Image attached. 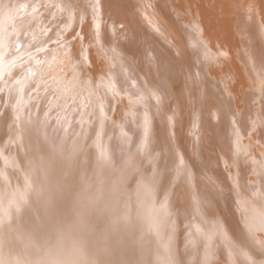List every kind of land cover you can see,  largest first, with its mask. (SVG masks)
<instances>
[{"label": "bare ground", "instance_id": "6f19581e", "mask_svg": "<svg viewBox=\"0 0 264 264\" xmlns=\"http://www.w3.org/2000/svg\"><path fill=\"white\" fill-rule=\"evenodd\" d=\"M95 2L0 0V264L71 262L78 239L130 264H181L184 234L190 264H239L238 251L259 260L264 0H99L94 19ZM45 174L54 207L32 190L21 203ZM141 184L157 208L166 200L164 215L149 212Z\"/></svg>", "mask_w": 264, "mask_h": 264}, {"label": "snow or ice", "instance_id": "6c2138e0", "mask_svg": "<svg viewBox=\"0 0 264 264\" xmlns=\"http://www.w3.org/2000/svg\"><path fill=\"white\" fill-rule=\"evenodd\" d=\"M98 6H99V0H96L95 3L90 4V7H92L93 9V18L95 19L96 17V13L98 10ZM81 19L83 20V17H81ZM96 29H99V24L97 23L95 25ZM74 39H83V37L78 33ZM3 41L0 40V45H2ZM17 48H19V45L16 46ZM80 55L82 57L83 60L87 61V56L85 55V49L81 48V52ZM31 71L29 70V75H31ZM2 91V90H0ZM140 99H143V97H141ZM157 101H159V98H156ZM20 101L18 100L15 107H19L20 105ZM100 111L101 113H103V107L102 105L100 106ZM17 119H19V116H17ZM102 127V125H101ZM122 135L127 136V133H123ZM144 139L141 142L140 145V150L143 151V149L145 148L146 144H147V139H148V135H149V120L147 118V114H145V119H144ZM97 136V140H99L100 138V133L97 132L96 133ZM53 149V156H55L57 153L61 156H65V150L63 149L62 145H53L52 146ZM71 156L72 153L69 152L67 153V156H65V159L67 160V162L71 163ZM98 159L101 162L102 167H109L112 168L114 167V161L112 160V157L105 151V150H101L100 155L98 157ZM28 190H32L34 192V194L37 197H41L44 198L45 200V205L46 207L48 206H53L52 205V198H51V194H50V188L48 187V182H47V174H45L44 180L41 183V185L39 187H37L36 189H32V186L30 183H28L26 185V191L25 193H21L20 194V202L21 203H27V191ZM137 195L138 197L143 196L144 197V203L145 206L148 208L149 212L155 211L157 215H164L166 213V200L163 203L159 204V207L157 208L155 206L154 203L151 202V195H152V188L151 185H138L137 188ZM123 193L121 192V189L119 186H113L112 188V195L114 197V204H118L119 203V196L122 195ZM104 196V192L103 189H97V191L93 194L90 195L89 197H87L89 205L88 206H95L97 204L100 203L102 197ZM79 203V201H78ZM81 207H83V205H81ZM76 215V220H75V230L78 233H83L84 231L87 230V225L85 223L84 217H83V213L80 211H77L75 213ZM129 219V214H128V210H127V206L125 205L124 209L122 211H120L119 214L114 215L112 217V224H113V230L115 231V226L120 224L121 222L127 223ZM57 236H58V241L59 243L62 245L63 240H64V230L63 229H57ZM260 244V256L261 258L259 260H253L248 253L243 252V251H238V256L242 257V259L240 260L239 264H264V242H259ZM73 252L76 255L77 259L68 262V261H62V260H58L55 261L54 264H130V262L122 260V259H114V258H108L112 255V251L108 248V247H96L92 250H89L86 246L85 243L83 241V239H78V243L74 245L73 248Z\"/></svg>", "mask_w": 264, "mask_h": 264}, {"label": "rangeland", "instance_id": "374dc122", "mask_svg": "<svg viewBox=\"0 0 264 264\" xmlns=\"http://www.w3.org/2000/svg\"><path fill=\"white\" fill-rule=\"evenodd\" d=\"M77 4H79V1L77 2ZM233 190H235L237 193H238V189L236 188V187H233ZM239 194H242L241 196H244V193L242 192V193H239ZM226 195V194H225ZM226 197H227V195H226ZM134 198V197H133ZM226 208V209H225ZM220 211H221V215H222V217H224L225 218V220L228 222V224L230 225V228H231V230L234 232V234L235 235H237L236 234V231H235V229H234V227H233V225L231 224V221L229 220L230 219V217H231V213H230V210H229V208H228V204H227V202H225V207H222V205H221V203H220ZM232 215H233V218H237L236 217V215H235V212H232ZM241 224V223H240ZM24 225H26L27 226V223L26 224H24ZM242 225V224H241ZM241 227H243V226H241ZM182 231H184V229L182 230ZM240 241H242V240H240ZM176 243H178V245L180 246L179 247V251H180V254H181V257H182V262H181V264H190V259H189V255H187L186 256V253L184 252V249H185V247H186V244H185V234L184 235H182V237H180V240H178V242L176 241ZM226 261H227V259H226ZM200 264H202V263H200Z\"/></svg>", "mask_w": 264, "mask_h": 264}]
</instances>
